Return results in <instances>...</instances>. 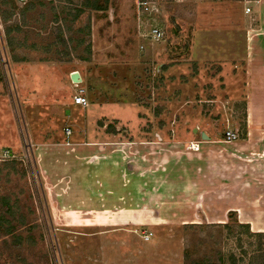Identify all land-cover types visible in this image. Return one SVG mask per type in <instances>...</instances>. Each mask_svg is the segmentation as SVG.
Returning a JSON list of instances; mask_svg holds the SVG:
<instances>
[{"label": "rangeland", "instance_id": "1", "mask_svg": "<svg viewBox=\"0 0 264 264\" xmlns=\"http://www.w3.org/2000/svg\"><path fill=\"white\" fill-rule=\"evenodd\" d=\"M152 1L160 10L146 14L139 0H110L105 11L86 7L87 0H0V82L11 98L30 83V67L53 69L36 72L38 89L42 79L51 89L66 76L60 93L69 99L78 85L70 74L83 77L88 107L73 102L68 117L62 101L52 109L40 98L41 112L51 108L62 116L41 114V128L47 123L64 137L72 123L89 139L100 128L121 129L146 142L136 153L135 188L126 164L111 170V190L121 197L117 208L86 211L75 184L60 186L50 201L48 170L36 163L19 113L20 99L25 107L31 97L12 99L17 115L1 114L0 130L7 121L15 144L6 146L16 162H0V213L24 241L13 250L0 242V264H260L264 0L248 4L250 13L242 0ZM151 26L162 28L164 38H150ZM111 96L124 102H109ZM159 112L167 117H155ZM197 125L209 135L203 139L208 153L189 150L202 140ZM229 128L240 135L230 143L224 141ZM4 147L0 143V152ZM126 163L131 168L133 161ZM97 188L89 186L87 194L95 205L99 196L91 189ZM247 192L261 200H241Z\"/></svg>", "mask_w": 264, "mask_h": 264}, {"label": "crops", "instance_id": "2", "mask_svg": "<svg viewBox=\"0 0 264 264\" xmlns=\"http://www.w3.org/2000/svg\"><path fill=\"white\" fill-rule=\"evenodd\" d=\"M38 68H39L38 66H35V68L30 67L29 73L32 74V76H30V83L28 82L26 87H22V89H20V91L17 92L15 96H12V98L11 96H9V93L7 94L6 91H4L3 85L0 82V115L3 113H10L11 110L14 113V116L15 114L17 115V112L16 111L14 112L12 103L13 104L15 103V101L13 100L20 99L19 94H21L22 98L28 95L31 97V101H33V103H31V101L24 102L25 107H22V103L20 99L19 113H21V117H23L24 125L25 128L27 129V135L29 139L31 138L30 141L35 146V148H33V152L37 157L36 163L39 165L41 169L46 168L48 170L47 171L48 174L46 175V178L49 181L47 188H48V195L50 201L56 195L60 196L59 193L60 186L62 187L64 185L75 184L76 185L75 190H77L79 193H81V195L84 196L85 202L83 203L84 204L83 206L86 208V211H92V210L94 211L95 209L106 210V209L117 208L118 204L120 203L121 197L116 195V190L115 191L111 190L113 188L112 184L110 183L112 179L111 170L115 169L116 165L126 164L127 166L125 169H127L128 171L130 170L129 173L131 172L134 176L131 183L133 184V187L131 188H135V184H136L135 179L137 176L136 173L137 162L135 161V159H137L136 153L139 151L142 152L143 148L146 145L145 144L146 142L142 141L141 138L135 139L133 136H130L128 134L125 135V132H122L123 130L121 129H115V131L110 132L100 128L99 135L96 136L97 138L89 139V138H85V135L84 136L81 135L85 132V130L77 131L76 127H73L72 129L70 127V126H74L72 123L66 124L69 125L67 127H70L72 130L71 135L67 136L65 133L64 137L62 135H58V130H57L58 128L55 129L49 128L46 125L47 123L43 125V127L41 128L40 120L38 118V117H42L41 114H45V117H62V116L58 113V111L57 112L52 111L51 108H47V109L45 108L44 111L41 112L40 98H42L43 101H46V103H49V107H52V109L57 108L56 104L62 101L60 105L64 107V110H67L66 115L68 117H70L71 115V110L69 109V107L73 104V99L72 96H70L69 99L67 98L66 95L63 96L60 93V91H62L65 88L64 87L65 79L68 80V78L66 76L64 77L63 75L59 77V80L62 83L57 87L53 86L50 89L49 82L46 79L45 81L44 79H42L41 83H44V87L43 88L41 87L40 88L41 90L38 89L36 84L37 81L35 78L36 72L39 71ZM52 70L44 71V69L42 68V71H39V73L41 72L42 74H49L50 72H52ZM77 72H79L81 82H83L82 74L80 73V71ZM42 78H47V77L42 76ZM79 85L80 84L76 85L77 88L78 87L84 88L86 95V88ZM98 87L100 89V91L98 92L100 97L97 99L102 100L103 98L101 97L104 95V90H102V88L99 85ZM23 88L26 91L25 94L23 93ZM77 88H75V92L77 91ZM53 92L55 93L53 94ZM49 96H52V99L49 98ZM55 96H57L58 98ZM110 99L111 100H109V102L121 103V104L122 102H124V100H120L115 96L113 97L111 96ZM126 103H128V101ZM129 105L135 106L140 104H138V102L135 101H130ZM2 109L4 111H2ZM139 116L142 117L144 115L140 113ZM155 117H167V115L164 114V112H159V114L157 115L155 114ZM170 117H176V116L175 115L172 116V114H170ZM3 122H0V129L3 128L1 127L2 126L1 124H3ZM6 126L8 127H6L3 130H0V133H2L0 134V143H2L5 146L4 149H9L10 151L13 152V150L9 148L11 146H6V145L15 144V139L11 138L12 136L9 131L10 125L8 124L7 121H6ZM197 126L198 127L194 128L193 130L198 132L201 131L203 133L204 131L201 130L200 125ZM75 131H77L76 135L78 136V138L72 139V136L74 135ZM81 137L83 138L81 139ZM157 137L159 139H162L161 132L157 133ZM202 140L195 141L200 143L199 151L205 150L208 153L209 147H207L205 145V141ZM149 144H151V142ZM189 150L191 149L189 148ZM127 160L128 162L133 161V163H131L132 164L131 168L129 164L126 163ZM52 171H56V172L52 173ZM146 171L147 170H145V172ZM59 172H62L63 174L61 175H64V178L61 180L58 177V175H60ZM159 174L162 176V173H158V175ZM159 178L162 177L159 176ZM159 178H157L158 182H159ZM89 186L95 188H97L96 186L99 187V189L98 188L91 189L93 190L92 192L94 193L95 196H99L95 200L96 205L94 203H90V202H94V200L87 199V194L89 195ZM101 186H103V188ZM239 195H240L239 198L243 201H258L261 200V198H259L258 196H262L261 194L258 193L253 194L250 192ZM81 197L82 196H80V199L82 200ZM67 200H70V198ZM155 202L158 203L159 205L162 203L158 199H155ZM78 204L79 203H77V205ZM90 206L92 207L88 208ZM52 208L54 209V206ZM242 210L243 208L241 207L239 209L240 214H242ZM181 214H182L181 216L185 215L184 212H182ZM257 232L264 233V229H259L257 230Z\"/></svg>", "mask_w": 264, "mask_h": 264}, {"label": "built area", "instance_id": "3", "mask_svg": "<svg viewBox=\"0 0 264 264\" xmlns=\"http://www.w3.org/2000/svg\"><path fill=\"white\" fill-rule=\"evenodd\" d=\"M246 3L245 12L250 13L251 7L248 4H251L252 2H258V0H242ZM140 6L146 11V14L148 13H156L160 10V8L157 6L156 1L152 0H139ZM165 31L158 27V26H151L149 27V37L153 40H161L164 38ZM73 102L75 104L81 105L83 107H86L88 104V101L85 97V89L82 87H78L76 93L73 95ZM67 136H70L72 133V130L70 127H65L64 129ZM239 132L237 129L229 128L224 132V141L225 142H233L236 141L239 138ZM189 148L193 151H199L200 145L199 142H191V145ZM14 152L10 151L9 149H3L0 152V161L7 160L14 158ZM151 236V233H145L144 239L149 240Z\"/></svg>", "mask_w": 264, "mask_h": 264}, {"label": "trees", "instance_id": "4", "mask_svg": "<svg viewBox=\"0 0 264 264\" xmlns=\"http://www.w3.org/2000/svg\"><path fill=\"white\" fill-rule=\"evenodd\" d=\"M87 1H88V3H85L86 7H89L94 11H105L108 9L110 0H87ZM82 12H83V10L78 11L76 16H78V14H81ZM89 48H90V46H89ZM14 158L3 160V161H6V162L11 161V162L15 163L16 159H14ZM0 162H2V161H0ZM5 205L7 206L6 212L8 211L9 213L10 212L12 213L13 207L9 203H6V202H5ZM231 212H234V211L229 212V218H232ZM227 224L228 223H226L225 225H227ZM240 224L242 226H245V225H243V223H240ZM246 225H247V227L249 226L248 223ZM256 234L260 238L259 239V242H260L259 248L257 249L259 252H261V254L259 255V261H260V264H264V254H263V251H264V233L263 232H257ZM23 241H24V238H23L22 233H19L17 231V228L15 227L13 222L8 220L5 213H0V242L4 243V245L9 250H13V248H19L23 244ZM4 256H6V259H8L12 255L10 253H7Z\"/></svg>", "mask_w": 264, "mask_h": 264}, {"label": "water", "instance_id": "5", "mask_svg": "<svg viewBox=\"0 0 264 264\" xmlns=\"http://www.w3.org/2000/svg\"><path fill=\"white\" fill-rule=\"evenodd\" d=\"M70 78H71L72 82H74L76 84H79L81 82V78H80L79 72H77V71L72 72L71 75H70ZM202 137H203V139H208L209 138L208 135L205 132L202 133Z\"/></svg>", "mask_w": 264, "mask_h": 264}]
</instances>
